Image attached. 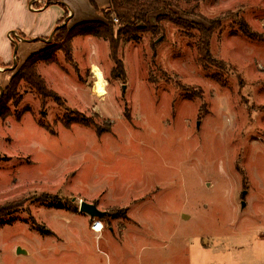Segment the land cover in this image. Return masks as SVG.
Here are the masks:
<instances>
[{
  "label": "rangeland",
  "instance_id": "rangeland-1",
  "mask_svg": "<svg viewBox=\"0 0 264 264\" xmlns=\"http://www.w3.org/2000/svg\"><path fill=\"white\" fill-rule=\"evenodd\" d=\"M192 1L180 5H194L197 16L175 12L195 24L219 21L210 49L224 69L205 71L197 40L164 22L163 31L120 44V77L109 43L90 36L73 40L72 63L60 51L58 64L40 63L64 107L18 85L11 116L0 119V206L21 204L0 230V264H173L175 250L177 264L264 260V42L234 25L243 17L264 36V0ZM48 46L58 48L57 39ZM74 113L112 132L64 127ZM81 201L109 208L100 219L112 247L86 235L93 219L70 210Z\"/></svg>",
  "mask_w": 264,
  "mask_h": 264
},
{
  "label": "trees",
  "instance_id": "trees-1",
  "mask_svg": "<svg viewBox=\"0 0 264 264\" xmlns=\"http://www.w3.org/2000/svg\"><path fill=\"white\" fill-rule=\"evenodd\" d=\"M182 1L183 0H109V10L105 12L99 9L95 0H89L96 12L102 13L105 20L103 22H84L71 28L67 24L62 26L64 20L69 16L67 12L53 36V40L57 39L58 48L48 47L33 54L11 79L9 85L4 90L0 89V119L6 120L11 116L7 106L11 101L15 100L18 85L21 82H25L31 90L35 91L43 102L52 99L61 107L66 105L65 100L58 93L48 88L46 81L38 73V65L40 63L45 65L58 64V60L55 57L56 51L62 52L66 61L72 63V43L76 37L90 36L108 42L110 45L111 58L115 64L113 75L115 77H120V73L123 74L124 72L122 60L118 58L120 44H129L139 41L140 35L145 33L155 35L157 32L163 31L164 22H171L177 26L181 32L197 40L195 43L198 54L197 61L205 71L209 72L213 67L224 69L225 66L223 62L216 60L210 49L212 35L215 30L220 27L219 21L209 20L199 15L201 17L200 19L207 24V26H205L180 18L175 11L180 10L187 15L197 16L195 6L192 5L187 10L182 9L180 5ZM184 1L189 4L193 3L192 0ZM51 3L61 4V0H48L47 4ZM161 11L163 14L156 17V25H152L149 20L150 15ZM234 19L236 34H240L252 41L264 42V36L254 31L243 17L236 16ZM114 20H118L120 27L115 25ZM210 77L219 84H222L224 81L223 77L219 74H211ZM20 117V115L17 116L18 120H20ZM61 123L66 128H70L73 124L94 128L99 137L112 132V125L110 123L100 125L93 122L91 119H86L80 113H74V117L72 118H63ZM38 125L50 134H53L47 124L38 121ZM48 198L55 202L59 200L57 196ZM20 204L21 203H11L0 206V230L8 224V222L10 224L13 222V220L8 221L6 219L19 209ZM70 210L73 213H77L79 208L71 206ZM32 221L36 223L34 218H32ZM37 227L38 232L43 236L54 235V233L45 226L38 225Z\"/></svg>",
  "mask_w": 264,
  "mask_h": 264
},
{
  "label": "crops",
  "instance_id": "crops-1",
  "mask_svg": "<svg viewBox=\"0 0 264 264\" xmlns=\"http://www.w3.org/2000/svg\"><path fill=\"white\" fill-rule=\"evenodd\" d=\"M47 2L48 0H0V89L8 86L19 68L33 54L49 47L46 41L63 21L67 12L71 16L67 25L71 27L84 22L104 21V18L100 17L86 0H61V4L49 5ZM95 2L100 10L109 6V0H95ZM12 33L22 40L14 42L10 37ZM98 207L102 211L109 209L100 204ZM109 230L112 231V228L110 227ZM86 235L92 236L98 242H104L107 247L113 246L110 244L111 235L105 231L97 234L90 229ZM176 253L177 250L173 264H177ZM253 256L246 257L247 260H240L239 264H264L263 259H253Z\"/></svg>",
  "mask_w": 264,
  "mask_h": 264
},
{
  "label": "water",
  "instance_id": "water-1",
  "mask_svg": "<svg viewBox=\"0 0 264 264\" xmlns=\"http://www.w3.org/2000/svg\"><path fill=\"white\" fill-rule=\"evenodd\" d=\"M47 5H49V4H47ZM70 18H71V16H68V17L65 19V22H64L63 25H66V24L70 21ZM63 25H62V26H63ZM57 28H59V26H58ZM57 28H55V30L52 32L50 38L46 41L47 43H50V42H51V40H52V38H53V36H54V34H55ZM20 40H22V39L20 38ZM16 54H17V49L15 50V55H16ZM245 195H246V192L243 193V196H244V197H245ZM245 205H246L245 202H243V203H242V206L245 207ZM79 211H80L81 213L87 214V215L90 216L92 219H96V218H98V219H100V218H104V217L106 216V214H107L106 212H103V211L99 210V208H98L96 205L91 204V203H87V202H84V201H81V202H80ZM19 250H20V249H19ZM20 252H21V250H20Z\"/></svg>",
  "mask_w": 264,
  "mask_h": 264
},
{
  "label": "bare ground",
  "instance_id": "bare-ground-1",
  "mask_svg": "<svg viewBox=\"0 0 264 264\" xmlns=\"http://www.w3.org/2000/svg\"><path fill=\"white\" fill-rule=\"evenodd\" d=\"M94 77L96 78L95 81V92L98 94V96L103 97L106 95V88H105V80L102 77V73L99 68L96 66L93 69Z\"/></svg>",
  "mask_w": 264,
  "mask_h": 264
},
{
  "label": "built area",
  "instance_id": "built-area-1",
  "mask_svg": "<svg viewBox=\"0 0 264 264\" xmlns=\"http://www.w3.org/2000/svg\"><path fill=\"white\" fill-rule=\"evenodd\" d=\"M116 23H119L118 20H114ZM11 39L14 40V42L21 41L20 37H18L15 33L10 35ZM104 223L101 219H93V223L91 225V230L97 234H101L104 231Z\"/></svg>",
  "mask_w": 264,
  "mask_h": 264
}]
</instances>
